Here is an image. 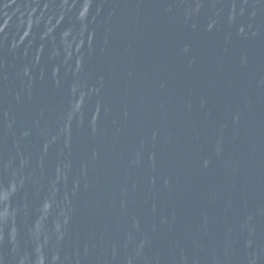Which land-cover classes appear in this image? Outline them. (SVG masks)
<instances>
[{
  "label": "water",
  "instance_id": "water-1",
  "mask_svg": "<svg viewBox=\"0 0 264 264\" xmlns=\"http://www.w3.org/2000/svg\"><path fill=\"white\" fill-rule=\"evenodd\" d=\"M0 264H264V0H0Z\"/></svg>",
  "mask_w": 264,
  "mask_h": 264
}]
</instances>
